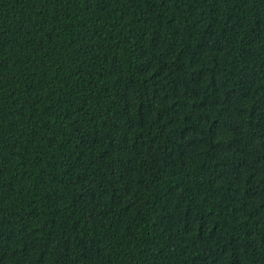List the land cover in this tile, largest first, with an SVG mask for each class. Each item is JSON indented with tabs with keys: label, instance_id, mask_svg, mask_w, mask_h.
<instances>
[{
	"label": "trees",
	"instance_id": "trees-1",
	"mask_svg": "<svg viewBox=\"0 0 264 264\" xmlns=\"http://www.w3.org/2000/svg\"><path fill=\"white\" fill-rule=\"evenodd\" d=\"M0 264H264V0H0Z\"/></svg>",
	"mask_w": 264,
	"mask_h": 264
}]
</instances>
